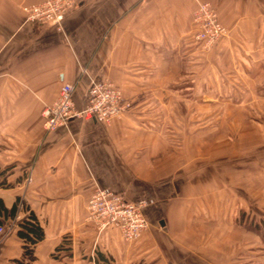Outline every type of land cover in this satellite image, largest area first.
I'll return each mask as SVG.
<instances>
[{
    "label": "crops",
    "instance_id": "crops-1",
    "mask_svg": "<svg viewBox=\"0 0 264 264\" xmlns=\"http://www.w3.org/2000/svg\"><path fill=\"white\" fill-rule=\"evenodd\" d=\"M42 1L0 0V264H264V256L246 263L232 253L242 233L228 234L226 211L196 208L193 183L178 177L188 165L165 130L226 104L210 91L229 90L212 78L228 59H237L236 90L256 85L264 0H79L60 28L24 23L21 7ZM196 1L210 4L227 31L210 52L193 39ZM102 80L122 90L130 105L122 116L43 129L41 110L61 84L74 86L79 109L90 82ZM229 97L238 106L262 101ZM94 187L144 203L148 225L137 241L111 227L98 233L86 219ZM28 212L43 231L31 259L16 234Z\"/></svg>",
    "mask_w": 264,
    "mask_h": 264
},
{
    "label": "rangeland",
    "instance_id": "rangeland-1",
    "mask_svg": "<svg viewBox=\"0 0 264 264\" xmlns=\"http://www.w3.org/2000/svg\"><path fill=\"white\" fill-rule=\"evenodd\" d=\"M242 60L250 67L251 59L238 62ZM235 62L237 59H228V66L221 67L222 74L219 67L212 68L213 80L226 83L229 90H211V100L219 97L225 105L210 106V115L203 119L167 123L165 130L171 151L180 164L188 165L180 168L178 175L193 183L187 195L194 196L196 208L226 211L228 234L235 230L242 233L238 250L232 253H240L244 262L250 263L256 257L261 261L264 256V59L254 64L258 70L253 77L256 85L243 83L246 89L239 90H236V86H241ZM235 93L243 95L249 103L252 97H261L262 101L259 105L238 106L229 97ZM240 114L243 120H234Z\"/></svg>",
    "mask_w": 264,
    "mask_h": 264
},
{
    "label": "built area",
    "instance_id": "built-area-1",
    "mask_svg": "<svg viewBox=\"0 0 264 264\" xmlns=\"http://www.w3.org/2000/svg\"><path fill=\"white\" fill-rule=\"evenodd\" d=\"M79 0H45L22 7L24 23H37L61 27L64 18L78 5ZM194 42L204 52H209L226 36V29L215 10L208 3L196 2L193 14ZM74 86L63 83L55 100L41 110L42 127L46 132L67 128L74 119L107 124L129 108L122 90L108 81H91L85 93L84 105L77 109L72 102ZM143 202H131L121 194L94 187L86 201V219L98 232L108 227L119 231L127 242L137 241L147 228L142 214ZM6 228L0 225V239Z\"/></svg>",
    "mask_w": 264,
    "mask_h": 264
},
{
    "label": "trees",
    "instance_id": "trees-1",
    "mask_svg": "<svg viewBox=\"0 0 264 264\" xmlns=\"http://www.w3.org/2000/svg\"><path fill=\"white\" fill-rule=\"evenodd\" d=\"M18 203L19 202L17 201L10 209L9 213L11 216H13L16 212ZM16 234L24 243V255L31 259L32 251L29 247L39 242L43 238V231L32 213L28 212L27 217L18 224V230Z\"/></svg>",
    "mask_w": 264,
    "mask_h": 264
}]
</instances>
